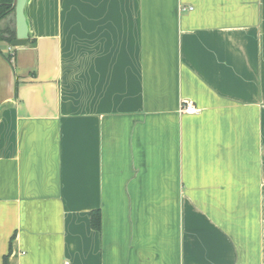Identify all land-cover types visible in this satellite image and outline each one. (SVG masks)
Instances as JSON below:
<instances>
[{"label": "crops", "instance_id": "obj_1", "mask_svg": "<svg viewBox=\"0 0 264 264\" xmlns=\"http://www.w3.org/2000/svg\"><path fill=\"white\" fill-rule=\"evenodd\" d=\"M25 14L0 42V264H264V0Z\"/></svg>", "mask_w": 264, "mask_h": 264}, {"label": "trees", "instance_id": "obj_2", "mask_svg": "<svg viewBox=\"0 0 264 264\" xmlns=\"http://www.w3.org/2000/svg\"><path fill=\"white\" fill-rule=\"evenodd\" d=\"M15 0H0V22L6 20L4 25L0 24V42L11 43L16 37V20H15ZM13 14L12 19H7ZM10 59L11 57L8 56ZM92 226L95 229L100 230L101 228V215L100 211L92 212Z\"/></svg>", "mask_w": 264, "mask_h": 264}, {"label": "water", "instance_id": "obj_3", "mask_svg": "<svg viewBox=\"0 0 264 264\" xmlns=\"http://www.w3.org/2000/svg\"><path fill=\"white\" fill-rule=\"evenodd\" d=\"M28 0H15L16 37L11 41V46L18 47L25 45L29 40V26L25 14V7Z\"/></svg>", "mask_w": 264, "mask_h": 264}, {"label": "built area", "instance_id": "obj_4", "mask_svg": "<svg viewBox=\"0 0 264 264\" xmlns=\"http://www.w3.org/2000/svg\"><path fill=\"white\" fill-rule=\"evenodd\" d=\"M182 110L188 114H195L198 111L197 107L191 101L184 102ZM64 264H71V262L66 260Z\"/></svg>", "mask_w": 264, "mask_h": 264}, {"label": "rangeland", "instance_id": "obj_5", "mask_svg": "<svg viewBox=\"0 0 264 264\" xmlns=\"http://www.w3.org/2000/svg\"><path fill=\"white\" fill-rule=\"evenodd\" d=\"M11 16L13 17V14H12ZM11 16H10V17H11ZM10 17H9V18H10ZM5 22H6V20H3V21L0 22V24L3 25Z\"/></svg>", "mask_w": 264, "mask_h": 264}]
</instances>
